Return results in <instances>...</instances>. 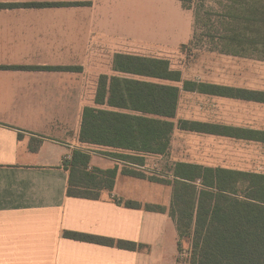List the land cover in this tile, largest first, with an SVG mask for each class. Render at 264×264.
Listing matches in <instances>:
<instances>
[{
	"label": "crops",
	"instance_id": "0c3cea01",
	"mask_svg": "<svg viewBox=\"0 0 264 264\" xmlns=\"http://www.w3.org/2000/svg\"><path fill=\"white\" fill-rule=\"evenodd\" d=\"M30 2L79 4L0 8V264H176L179 236L169 215L172 187L148 176L171 180L170 167L175 162L264 173L225 164L229 149L238 150L237 143L264 142L187 131L176 125L166 155H144L141 165L108 156L102 153L105 147L81 143L83 109L95 106L99 77L116 74L112 69L115 53L141 55L127 48L176 50L182 44H147L136 39L132 46L111 42V49H105L117 38L109 27L108 6H100L107 0H0ZM209 53L217 61L229 57L264 63ZM213 73L212 80L190 79L181 71V79L264 91L228 84L220 71ZM188 96L199 99L193 103L199 113L204 112V99L264 106L182 90L176 124L186 119L264 131V127L227 122L221 112L216 119L185 114L181 102ZM74 150L90 153L89 168L118 167L111 191L102 190L96 199L67 194L69 172L63 161ZM123 168L145 177L123 173ZM126 201L140 206L128 207Z\"/></svg>",
	"mask_w": 264,
	"mask_h": 264
},
{
	"label": "trees",
	"instance_id": "16d2710c",
	"mask_svg": "<svg viewBox=\"0 0 264 264\" xmlns=\"http://www.w3.org/2000/svg\"><path fill=\"white\" fill-rule=\"evenodd\" d=\"M179 1L190 8L193 0ZM73 4L79 2L0 3V8ZM216 5L217 10H194L191 39L181 48L201 41L195 40L201 27L208 52L264 62V0H218ZM112 69L115 75L99 77L95 106L84 107L78 133L81 143L105 147L102 153L108 156L141 165L144 155H166L176 125L187 131L264 142L260 130L174 121L182 90L259 103H264V91L182 81L181 71L171 68L164 57L117 52ZM89 161L90 153L82 150H74L63 161L69 172V196L96 199L102 190L113 189L118 167L89 168ZM170 168L171 180L148 178L171 184L169 215L177 228V247L185 237L191 241L186 264H264V173L187 162H175ZM122 171L145 177L134 169ZM125 205L140 206L132 201Z\"/></svg>",
	"mask_w": 264,
	"mask_h": 264
},
{
	"label": "rangeland",
	"instance_id": "374dc122",
	"mask_svg": "<svg viewBox=\"0 0 264 264\" xmlns=\"http://www.w3.org/2000/svg\"><path fill=\"white\" fill-rule=\"evenodd\" d=\"M107 1L106 4L100 3V6H108L111 14L109 27L111 30H115L117 38L109 41L105 49H111L110 44L112 43L117 44L118 47L121 46V43L132 46L136 39L142 40L147 44L159 43L168 46H178L188 41L190 34L192 35L193 33L191 31L193 30V13L197 7L201 9H218L216 5L218 0H193L190 3V8L184 7L179 0ZM202 31L201 27H198L195 31V40L198 41L201 38V41L196 42L192 46L187 45V48H181V46L176 50L160 48L158 51L152 47H147L141 51L136 47L127 49L134 51L133 53L145 56L168 58L170 67L183 71L186 78L212 80L213 72L220 71L223 75V82L238 86H253L264 90V63L229 57H222L220 61L211 58L207 50L209 43H203L206 37L201 36ZM197 43L199 44L197 45ZM236 72L239 74L236 75ZM195 101L199 102V99L189 96L183 97L181 107L185 114L197 115L204 119H216L221 112V114L223 113L222 118L227 122H242L243 124H251L260 128L264 127V106L255 105L256 107H250V105L235 104L229 101L221 103L217 100L204 99L206 103V105H203L204 112L199 113L195 111L197 107L193 106ZM190 104H192L191 107H189ZM220 109L223 111H220ZM177 139L179 140L181 137L178 136ZM237 148L236 153L233 149H229L225 164H238L245 169L264 172V143H237ZM240 150L242 151L240 152ZM235 158L237 161L233 162L232 160H235ZM212 159L216 160V158ZM190 245L189 237L181 240V248L177 247L176 264H186L188 262Z\"/></svg>",
	"mask_w": 264,
	"mask_h": 264
},
{
	"label": "built area",
	"instance_id": "2783aa9c",
	"mask_svg": "<svg viewBox=\"0 0 264 264\" xmlns=\"http://www.w3.org/2000/svg\"><path fill=\"white\" fill-rule=\"evenodd\" d=\"M69 158H70L69 156L66 157V159H69Z\"/></svg>",
	"mask_w": 264,
	"mask_h": 264
}]
</instances>
